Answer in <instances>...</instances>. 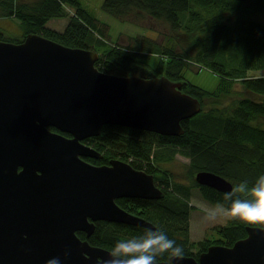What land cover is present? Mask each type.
Listing matches in <instances>:
<instances>
[{
	"label": "water",
	"instance_id": "1",
	"mask_svg": "<svg viewBox=\"0 0 264 264\" xmlns=\"http://www.w3.org/2000/svg\"><path fill=\"white\" fill-rule=\"evenodd\" d=\"M98 58L96 51L35 33L20 42L0 40V264H46L54 257L60 264H103L109 251L78 232L89 237L97 221L155 230L115 202L162 198L153 177L116 159L109 166L84 162L81 157L101 154L81 140L98 136L104 125L179 136L181 122L198 114L201 104L181 91L184 81L149 78L144 67L127 76L105 73L95 67ZM194 180L232 190L211 172H197ZM246 231L230 247L212 245L197 259L157 264H264V224Z\"/></svg>",
	"mask_w": 264,
	"mask_h": 264
},
{
	"label": "trees",
	"instance_id": "2",
	"mask_svg": "<svg viewBox=\"0 0 264 264\" xmlns=\"http://www.w3.org/2000/svg\"><path fill=\"white\" fill-rule=\"evenodd\" d=\"M74 11L70 13L68 8ZM101 12L117 21L147 12L170 25V46L143 35L130 38L128 45L110 41L96 15L82 7L79 0H0V17L18 20L23 35L8 38L0 30V40L20 42L35 33L68 47L96 51L95 67L105 73L127 76L136 67H144L156 76L173 82H185L181 91L199 100L198 114L181 122L184 133L163 136L123 126L104 125L89 145L102 154L92 160L97 165L109 159H120L132 168L158 173L164 196L158 200L128 199L121 208L163 230L170 239L184 247V256L197 259L212 245L230 247L246 237L247 226L238 220L214 228L215 238L198 242L190 240L191 188H197L203 199L216 205L230 204L224 194L199 186L194 175L207 171L223 177L233 187L247 180L255 182L264 175V0H103ZM67 18L63 31L47 27L51 19ZM184 45L177 47L176 42ZM209 69L220 78L211 92L190 84L183 76L189 62ZM263 73H258V72ZM239 83L247 95L231 108H204V96H218ZM176 156L188 160L182 180L175 177L167 164ZM232 191V190H231ZM229 191V192H231ZM133 202V204H131ZM145 227L106 221L95 222L93 233L85 238L95 247L110 251L117 240L143 233ZM195 249V251H193ZM165 254L158 262L168 261Z\"/></svg>",
	"mask_w": 264,
	"mask_h": 264
},
{
	"label": "rangeland",
	"instance_id": "3",
	"mask_svg": "<svg viewBox=\"0 0 264 264\" xmlns=\"http://www.w3.org/2000/svg\"><path fill=\"white\" fill-rule=\"evenodd\" d=\"M79 1L82 7L96 15L100 23L99 25L105 32L106 38L110 41L121 45H128L130 38L143 35L153 38L157 43L164 46H170L172 44V42L168 40L170 36L182 41L181 37L172 35L168 23L151 17L147 12H137L136 14L138 15L127 17L122 21H117L101 12L103 0ZM68 10L70 13H73L74 11L72 8H68ZM260 19L264 20V17H260ZM67 21V18L51 19L46 25L56 31H63L67 25ZM0 23L2 25L4 24L1 29L8 38L18 39L23 35V30L19 26L17 19L12 17H0ZM176 44L178 48L181 45H184L183 42L178 41ZM188 65L190 66L183 71V76L186 81L209 92L217 88L220 81L217 74L191 62H189ZM258 73L263 72L261 71ZM246 95V90L243 89L239 83H234L227 92L221 93L218 98L208 95L204 96V108L219 107L221 109H229L238 99L243 98ZM259 124L264 127V120H260ZM187 163L186 159L177 156L169 165L171 172L174 173L175 177L179 178V180H182L184 173L187 172ZM190 195L189 203L193 206V210L190 211L189 217L190 240L196 243L204 238H215L216 232L214 231V228L225 225L229 218L220 214L215 208L216 205L204 201L197 188H191ZM213 212H217V217L215 220H209L207 217ZM193 251H195V249H193Z\"/></svg>",
	"mask_w": 264,
	"mask_h": 264
},
{
	"label": "clouds",
	"instance_id": "4",
	"mask_svg": "<svg viewBox=\"0 0 264 264\" xmlns=\"http://www.w3.org/2000/svg\"><path fill=\"white\" fill-rule=\"evenodd\" d=\"M224 200L230 202L227 207L221 203L215 206L220 214L245 224H264V175L258 176L252 184L247 180L238 183L224 194ZM216 217L217 212H213L207 218L215 220ZM165 254L171 259H182L184 247L163 230L146 228L140 235L117 240L103 258V264H157L158 257ZM46 264H60V259L54 257Z\"/></svg>",
	"mask_w": 264,
	"mask_h": 264
},
{
	"label": "flooded vegetation",
	"instance_id": "5",
	"mask_svg": "<svg viewBox=\"0 0 264 264\" xmlns=\"http://www.w3.org/2000/svg\"><path fill=\"white\" fill-rule=\"evenodd\" d=\"M132 71V70H131ZM131 71L129 72V74L131 73ZM128 74V75H129ZM157 74H155V73H152V72H150V76H149V78H153V77H155ZM114 126H117V125H114ZM47 129L50 131V132H52V133H55V134H59V135H61V136H63V137H65V138H67V139H70V138H72V135H70V134H68V133H64V132H60L59 130H57V129H55V128H53V127H47ZM133 129V128H132ZM136 130H138V129H136ZM141 131H145V130H141ZM146 132H149V131H146ZM150 133H154V132H150ZM154 134H157V133H154ZM157 135H160V134H157ZM91 138H86V139H83V140H81V143L82 144H84V145H86V146H89V147H91V148H93L92 146H90L89 145V140H90ZM101 154V153H100ZM177 157V156H176ZM175 157V158H176ZM182 157V156H181ZM174 158V159H175ZM182 158H184V157H182ZM81 159L84 161V162H86V163H88V164H91V165H97L96 163H94L92 160H101L102 159V154H101V158H99V159H94V158H91V157H81ZM116 160H119V161H122V162H125L124 160H120V159H117V158H115ZM184 159H186V158H184ZM111 160H114V159H109L108 160V162H103V163H100L101 165H107V166H109L110 165V162H111ZM187 160V159H186ZM187 162H188V160H187ZM125 163H127V162H125ZM172 163V161H170L168 164H167V166H169L170 164ZM18 170H20V167L18 168ZM137 170H140V169H137ZM141 171H144V170H141ZM145 172V171H144ZM146 174H148V175H151L152 177H153V183H154V185L157 187V188H159V190L161 191L162 189H161V187L159 186V179H158V173L157 172H155V175L153 174V173H147V172H145ZM194 177H195V175H194ZM199 185V184H198ZM199 186H202V185H199ZM204 187H206V186H204ZM162 192V191H161ZM163 196H164V194H163ZM191 196V195H190ZM203 197V196H202ZM128 199H132V200H134V199H138V198H117V199H115V202H116V204L119 206V204H127L128 202ZM139 199H142V198H139ZM159 199H161V198H159ZM144 200H158V199H144ZM204 201H206L205 199H204ZM207 202V201H206ZM131 204H133V202L131 203ZM119 208H121L120 206H119ZM121 209H123V208H121ZM124 210V209H123ZM125 211V210H124ZM127 212V211H126ZM128 213V212H127ZM129 214H131V213H129ZM132 215H135V214H132ZM136 216V215H135ZM108 223H112V222H108ZM78 233H82V234H84L85 235V233L84 232H78ZM85 238H87L86 237V235H85ZM198 258V257H197Z\"/></svg>",
	"mask_w": 264,
	"mask_h": 264
},
{
	"label": "crops",
	"instance_id": "6",
	"mask_svg": "<svg viewBox=\"0 0 264 264\" xmlns=\"http://www.w3.org/2000/svg\"><path fill=\"white\" fill-rule=\"evenodd\" d=\"M3 25H4V24H3ZM3 25L0 23V30H2L1 27H2ZM49 28H50V27H49ZM2 31H3V30H2Z\"/></svg>",
	"mask_w": 264,
	"mask_h": 264
}]
</instances>
